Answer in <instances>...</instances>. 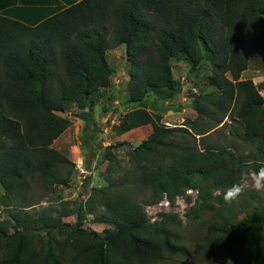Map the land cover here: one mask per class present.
I'll return each mask as SVG.
<instances>
[{"label":"trees","instance_id":"trees-1","mask_svg":"<svg viewBox=\"0 0 264 264\" xmlns=\"http://www.w3.org/2000/svg\"><path fill=\"white\" fill-rule=\"evenodd\" d=\"M121 46L130 65L127 102L139 107L112 129L121 136L150 127L148 135L125 165L117 147L103 150L107 185L92 188L77 207H44L36 198L69 187L75 173L53 148L71 126L63 114L75 107L76 117L93 123L94 100L113 76L107 53ZM261 53L264 0H82L34 25L0 14V185L8 211L0 217V264H163L177 253L171 228L182 220L165 213L151 223L145 207L174 204L188 190L199 196L187 217L205 228L200 264H264V191L239 204L223 199L245 166L264 160V82L241 79ZM173 61L187 64L188 77L207 65L215 91L194 99L196 120L169 128L157 112L183 109L166 104L183 92ZM226 117L248 151L211 139ZM130 191L144 194L143 205L127 198ZM89 215L110 228L84 230ZM71 216L75 225L63 221ZM36 230L50 237L44 255L29 241ZM68 231L73 241L53 244Z\"/></svg>","mask_w":264,"mask_h":264},{"label":"rangeland","instance_id":"rangeland-1","mask_svg":"<svg viewBox=\"0 0 264 264\" xmlns=\"http://www.w3.org/2000/svg\"><path fill=\"white\" fill-rule=\"evenodd\" d=\"M6 2L0 1V9ZM109 64L113 69V76L111 78L110 87L102 89L95 102L92 105V117L93 123H85L83 120L76 117L79 112L77 108L73 107L67 113L63 114L71 122V126L54 142L53 148L62 154L66 155L75 164V173L73 175L72 182L69 187H56L54 192H50L48 196L40 199L38 196L36 199L41 200L44 207L48 206V201L54 205L58 210L62 208V202H69L71 206H78L83 202L88 193L94 187H103L107 185L104 174L107 169L108 162L101 163V155L104 149L109 146H115L117 149V156L125 165L128 161V152L136 148L144 139H146L148 128L143 127L136 130H131L123 135H117L112 129L114 124H118L123 115L127 112L137 109L138 105L128 104V85L129 80L128 73L130 65L127 60L126 48L121 46L113 50H109L107 53ZM174 76L179 79L183 84V92L176 97L173 101L166 103L172 104V106H181L183 109L179 112L175 110H163L157 112L162 114V123L169 127H181L185 120H196L197 110L196 105L193 103L201 94H207L215 91L208 85L207 76L209 73V67L205 65L199 73H195L193 76L188 77V66L185 63H178L173 61ZM242 80L251 79L255 85L264 82V53L251 59L248 70L242 75ZM261 95L264 96V91H261ZM150 101H155L156 97L151 95ZM162 103H157L160 106ZM211 115V114H210ZM207 122L213 124V119L208 117ZM222 124L215 129V132L211 134L212 138H219L221 143L229 145L234 143L241 152L248 151L246 147L240 141V130L236 125L230 124V118L226 117ZM99 130V131H98ZM98 133V134H97ZM97 134L96 141L90 140L88 136ZM209 142H211L209 140ZM121 144V145H120ZM93 154L95 156H93ZM91 166L90 171L87 169V165ZM90 176V184L87 188L84 187L83 182L86 177ZM121 176V172L119 175ZM248 191H244L243 194L236 200L239 204L249 193L253 190L251 187L246 188ZM127 193V192H125ZM219 194L215 193V195ZM4 190L0 185V217L3 219L7 217L8 211L2 204V197ZM130 201L143 205L144 194L141 192L130 191L127 195ZM199 196L198 190H188L186 195L182 198H178L174 204H171L167 199L160 203L145 207V211L151 221V223L160 222V214H176L179 219L182 220V225L172 226V231L178 236V241L175 242L176 254H172L173 257L166 259L163 264H200L203 258V245L199 232L204 231V227L200 225L201 219L188 218L187 213L191 211L193 206H197V198ZM7 214V215H6ZM193 215V214H192ZM245 214L238 216L241 220L245 217ZM71 225H75L76 217L71 216L63 219ZM82 228L88 232L95 231L103 233L109 225L100 223L92 215L86 217ZM34 230V229H32ZM205 232V231H204ZM35 236L30 237V242L35 247L38 255H44L47 250L49 236L39 230L35 231ZM75 236L70 231L64 234L54 235L53 244H60L65 240L73 241ZM170 256V255H169ZM64 264H70V260L64 262Z\"/></svg>","mask_w":264,"mask_h":264},{"label":"crops","instance_id":"crops-1","mask_svg":"<svg viewBox=\"0 0 264 264\" xmlns=\"http://www.w3.org/2000/svg\"><path fill=\"white\" fill-rule=\"evenodd\" d=\"M0 14L29 25L38 24L82 0H0ZM129 77V75H128ZM129 80V78H127Z\"/></svg>","mask_w":264,"mask_h":264},{"label":"clouds","instance_id":"clouds-1","mask_svg":"<svg viewBox=\"0 0 264 264\" xmlns=\"http://www.w3.org/2000/svg\"><path fill=\"white\" fill-rule=\"evenodd\" d=\"M257 164L259 167L256 169L245 166L241 170L237 182L224 191L223 199L225 203L231 204L233 201H236L248 187L257 192L264 191V160L257 161Z\"/></svg>","mask_w":264,"mask_h":264}]
</instances>
